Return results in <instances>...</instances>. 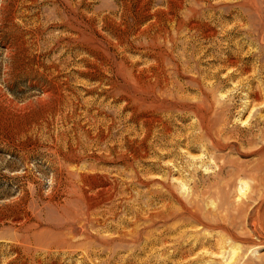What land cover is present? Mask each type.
Listing matches in <instances>:
<instances>
[{
  "label": "rangeland",
  "instance_id": "374dc122",
  "mask_svg": "<svg viewBox=\"0 0 264 264\" xmlns=\"http://www.w3.org/2000/svg\"><path fill=\"white\" fill-rule=\"evenodd\" d=\"M152 102L169 128L146 134ZM262 164L264 0H0V264H227L214 241L230 220L253 241L239 243L241 263L264 264L244 219L254 203L238 198L244 181L263 190ZM109 181L115 205L90 223L83 192L95 200ZM180 201L211 225L176 214ZM146 210L162 218L139 226L155 241L143 246L129 231ZM116 230L128 242L106 246Z\"/></svg>",
  "mask_w": 264,
  "mask_h": 264
},
{
  "label": "bare ground",
  "instance_id": "6f19581e",
  "mask_svg": "<svg viewBox=\"0 0 264 264\" xmlns=\"http://www.w3.org/2000/svg\"><path fill=\"white\" fill-rule=\"evenodd\" d=\"M192 25V24H191ZM184 28V27H183ZM150 86V85H149ZM148 86V87H149ZM152 86V85H151ZM147 87V88H148ZM153 87V86H152ZM149 88H151V87H149ZM154 88V87H153ZM146 90V89H145ZM149 90V89H148ZM153 90V89H152ZM152 90H151V92H152ZM149 92H150V90H149ZM147 94V93H146ZM152 95H153V93H151ZM154 94H155V91H154ZM144 96V95H143ZM148 96V94L146 95V97ZM157 97V96H156ZM145 99V98H144ZM156 99V98H155ZM137 102H138V100H137ZM147 102H149V101H147ZM146 102V103H147ZM159 102V101H158ZM158 102H156V104L158 105ZM149 103H151V102H149ZM171 103V102H170ZM173 103V102H172ZM129 104V103H128ZM141 104V103H140ZM152 104H153V108H154V110H155V112L153 113V114H145V116H144V119H143V123H144V125L146 126V134L149 132V131H151V129H153L156 125L160 128V129H168L169 128V125H168V118L166 117H163V116H161V115H159V111H157V107H154V102H152ZM155 104V105H156ZM162 104V103H161ZM160 104V105H161ZM138 105H139V103H138ZM166 104H164L163 106H165ZM143 107V106H142ZM162 107V106H161ZM167 107V106H166ZM147 108H148V106H147ZM150 108V107H149ZM152 108V109H153ZM159 108V107H158ZM163 108V107H162ZM141 110H142V108H140ZM143 109H144V107H143ZM145 109H146V107H145ZM144 109V110H145ZM161 109V108H160ZM160 109H158V110H160ZM168 109H169V107H168ZM148 110V109H147ZM164 110H165V108H164ZM167 110V109H166ZM150 111V110H149ZM162 112H163V110H161ZM165 112V111H164ZM133 116V115H132ZM202 116V115H201ZM130 118V117H129ZM136 118H137V116H136ZM141 121V120H140ZM100 122V121H99ZM138 122H139V120H138ZM142 123V124H143ZM168 125V126H167ZM139 127H141V126H139ZM158 128V129H159ZM140 129H142V128H140ZM155 129V128H154ZM144 130V129H143ZM145 131V130H144ZM143 131V132H144ZM165 131V130H164ZM142 133V132H141ZM155 133V132H154ZM144 134V133H143ZM151 134V133H150ZM140 135H142V134H140ZM150 136V135H149ZM151 136H152V134H151ZM210 137H213V136H211L210 135ZM216 138V137H215ZM214 138V139H215ZM157 139V138H156ZM220 140V139H219ZM212 141H214V140H212ZM217 141V140H216ZM143 142V141H142ZM215 142V141H214ZM218 142V141H217ZM217 142H215L214 143V145H216V147L217 146H219L220 145V143H221V141H219V143H217ZM79 145V144H78ZM145 145V144H144ZM213 145V144H212ZM223 145V144H222ZM139 147H140V145H139ZM215 147V148H216ZM73 148V147H72ZM127 148V147H126ZM219 148V147H218ZM220 148H222V147H220ZM141 149V148H140ZM138 150V149H137ZM114 151V150H113ZM157 151V150H156ZM121 152V151H120ZM130 152H131V150H130ZM135 152V151H134ZM155 152V151H154ZM117 153V152H116ZM122 153V152H121ZM144 153H145V150L144 149H141V151H140V154L141 155H144ZM151 153V152H150ZM119 154V153H118ZM125 154V153H124ZM123 154V155H124ZM128 154V153H127ZM138 154V153H137ZM115 156H117V154H115ZM132 156V155H131ZM126 157V156H125ZM148 157V156H147ZM113 158V157H112ZM123 158V157H122ZM126 158H128V156L126 157ZM130 158V157H129ZM154 158V157H153ZM117 161V160H116ZM133 161V160H132ZM147 164V163H146ZM151 164H152V162H151ZM150 164V165H151ZM156 164V163H155ZM154 164V165H155ZM128 165V164H127ZM130 166V165H129ZM236 166V165H235ZM133 167H135V166H133ZM156 167V166H155ZM223 167V166H222ZM221 166L219 167V171H222V168ZM264 167V164H262V165H260V167H259V169H264L263 168ZM129 168V167H128ZM157 168V167H156ZM154 171V170H153ZM260 171V170H259ZM136 173V172H135ZM139 173V172H138ZM137 173V174H138ZM259 173H261V172H259ZM122 174V173H121ZM145 174V173H144ZM132 175V174H131ZM261 175H262V173H261ZM87 176V175H86ZM135 176V175H134ZM138 176V175H137ZM254 176V175H253ZM81 177V176H80ZM144 177H145V175H144ZM89 178V177H88ZM88 178H86V179H88ZM134 178V180L135 181H137V182H142L141 180H140V177L138 178H136V177H133ZM146 178H148V177H146ZM154 178H156V177H154ZM153 179V178H152ZM91 180H92V178H91ZM94 180V179H93ZM147 180V179H146ZM145 180V181H146ZM160 180H162V179H160L159 178V182H160ZM131 181V180H130ZM196 181V180H195ZM259 184L260 185H263L264 184V174L261 176V178H259ZM85 182H87L86 180H85ZM151 182H153V181H151ZM79 183V182H78ZM92 183H93V181H92ZM143 183V182H142ZM145 183V182H144ZM168 183V182H167ZM71 184V183H70ZM87 184V183H86ZM85 184V185H86ZM138 184V183H137ZM163 184V183H162ZM72 185V184H71ZM75 185V184H74ZM126 185V184H125ZM144 185V184H143ZM160 185H161V182H160ZM164 185V184H163ZM168 185V184H167ZM93 186V185H92ZM169 186V185H168ZM167 186V187H168ZM180 187V191L181 190H183V192L184 191H186V189H185V184L183 183V182H181L180 183V185H179ZM228 186V185H227ZM81 187H83V185L81 186ZM97 187V186H96ZM162 187V186H161ZM194 187H195V185H194ZM221 187V186H220ZM262 188H263V186H261ZM75 188V187H74ZM87 188H89V187H87ZM100 188H101V186H100ZM169 188H171V189H167V191L169 192V194H174L173 196H175V194L176 193H173L172 192V188L173 187H169ZM227 188V187H226ZM262 188H260L259 187V189L261 190ZM69 189V188H68ZM81 189V188H80ZM84 189V188H83ZM161 189V188H160ZM165 189V188H164ZM222 189V188H221ZM85 190V189H84ZM156 190V189H155ZM162 190V189H161ZM226 190V189H225ZM254 190H255V188H254ZM166 191V190H165ZM166 191V192H167ZM175 191V190H174ZM205 191V190H204ZM208 191V190H207ZM247 191H249V184L246 182V181H244V182H241V185H240V187L238 188V193H239V196H238V198L240 197V198H246V200H247V198H249L248 200H250V202L249 203H247V205L249 206V205H251V203H254V205H253V207H254V209L252 208V210L248 213V212H246V213H248L247 215H246V213H245V215H246V217L244 218L245 219V224H247V226H250V230H251V232L253 231V233L257 236V238L259 239V243H261L260 241L261 240H264V211H262L261 210V208H260V204L264 201V188H263V190H261L260 192L259 191H255L256 192V194H251V192L249 191V192H247ZM71 192V191H70ZM162 192V195H167L164 191H161ZM187 192V191H186ZM223 192V191H222ZM227 192V191H226ZM258 192V193H257ZM85 193V194H84ZM93 193V192H92ZM96 193H99V195H96V197L98 196V198H96L95 200H92V197H91V195L89 194V192H87V190H86V192L84 191L83 192V194H84V198H85V201L87 202V207H88V209L87 208H85V210L84 209H82V207H80L82 210H84V211H86V209L88 210V212L85 214V212H84V214L86 215V216H88V217H83V218H87L88 220L87 221H90V223L92 222V223H94V222H98L100 219L99 218H91V216H94L95 214L94 213H96V211L94 212V207H96L97 208V205H99L100 203H105V202H108V204L110 203V204H112V206H114L115 204V201H116V195H117V187H116V185H115V183L114 182H106L105 183V185L100 189V190H96ZM95 193V194H96ZM201 193H203L202 191H201ZM205 193V192H204ZM79 193H77V194H75V195H78ZM183 194V193H182ZM94 195V194H93ZM123 195H124V193H123ZM83 196V195H82ZM82 196H80V197H82ZM119 196V195H118ZM170 196V195H169ZM226 196V195H225ZM77 197V196H76ZM79 197V196H78ZM79 197V198H80ZM121 196H119V198H120ZM155 197V196H154ZM163 197V196H162ZM176 197H177V195H176ZM195 197V196H194ZM70 198V197H69ZM95 198V197H94ZM124 198V197H123ZM179 198V197H178ZM201 199H202V196L200 197ZM165 199V198H164ZM192 199V198H191ZM68 200V199H67ZM77 200V199H76ZM176 200V199H175ZM179 200H182V199H179ZM188 200H190V198L188 199ZM246 200H244L245 202H246ZM78 202V201H77ZM151 202V201H150ZM188 202V201H187ZM199 202V201H198ZM76 203V202H75ZM179 203V202H178ZM197 203V202H196ZM196 203H193L194 205H196V206H198V203L196 204ZM77 204V203H76ZM82 204V203H81ZM85 204V203H84ZM106 204V203H105ZM104 204V205H105ZM192 204V205H193ZM210 204H213L212 202L210 203ZM224 204V203H223ZM264 204V203H263ZM86 205V204H85ZM101 205V204H100ZM99 205V206H100ZM103 205V204H102ZM107 205V204H106ZM117 205V204H116ZM121 205V204H120ZM128 205V204H127ZM146 205V204H145ZM78 206V205H77ZM124 206V205H123ZM129 206V205H128ZM154 206V205H153ZM61 207V206H60ZM86 207V206H85ZM101 207V206H100ZM108 207H109V205H108ZM152 207V206H151ZM156 207V206H155ZM173 208H174V206H172ZM171 207V208H172ZM203 207V206H202ZM79 208V209H80ZM110 208V207H109ZM146 208V207H145ZM153 208V207H152ZM176 208H177V206H176ZM245 208V207H244ZM100 209V208H99ZM117 209V208H116ZM129 209V208H128ZM155 209V208H154ZM199 209H200V207H199ZM237 211H236V215H238L237 213H240V212H242L244 209H243V206H242V204L241 205H239L238 204V206H237ZM96 210H98V208L96 209ZM139 210V209H138ZM181 210H183L184 212H186L188 215H187V217H189V220L191 219V221H195L196 223H202L203 225H207V226H210L211 224L209 223V221H207L209 218H202V216L199 214V212H198V208L197 207H194V208H190V206L188 205V206H186L185 205V203L183 204L181 201H180V208L176 211V214H177V212L179 213V211L181 212ZM226 210H227V208H226ZM250 210V209H249ZM125 211V210H124ZM141 211V210H140ZM174 211V210H173ZM230 210H228V212H229ZM74 212V211H73ZM83 212V211H82ZM106 212V211H105ZM117 212H119L118 211V209H117ZM131 212H132V210H131ZM158 212H159V210H158ZM163 212V211H162ZM161 212V213H162ZM171 212V211H170ZM201 212H203V210L201 211ZM227 212V211H226ZM164 213H166V211H164ZM168 213V212H167ZM230 213H231V211H230ZM229 213V214H230ZM233 213V212H232ZM231 213V214H232ZM75 214V213H74ZM88 214V215H87ZM100 214V213H99ZM175 214V213H174ZM225 214V213H224ZM83 215V214H82ZM84 215V216H85ZM137 215V219L139 220L140 218H142V222L141 223H138V226H137V228H135V229H133V230H131V231H129L130 232V234L129 233H126L125 231H123V230H116L115 231V233H117L116 235H114V236H108L107 238H105V239H100L103 243H106L107 245L106 246H108V245H111V244H113L114 242H116V241H120V242H125V241H127L128 242V240L129 239H127V234H129V238L131 239V241H132V243H142L143 244V246H145V244H147L148 242H150L149 241V239H151V238H149L148 236L149 235H147L148 233H149V231H151V230H149V231H143L142 233L140 232L141 230H140V228H139V226H144V228L146 227H149L150 228V225H152L153 223H155V221H156V218H162L161 217V215H160V213H157V212H155V211H152V210H146L145 212H142L141 214L140 213H137L136 214ZM140 215H144V218L142 217V216H140ZM183 215V214H182ZM186 215V214H185ZM202 215H203V213H202ZM227 216H229L228 214H226ZM242 215V214H241ZM56 216V215H55ZM60 216H62V215H60ZM77 216H78V214H77ZM80 216H81V214H80ZM98 216V215H97ZM179 216V218L181 217L180 215H178ZM208 216V215H207ZM215 216V215H214ZM111 217V216H110ZM170 217H173V216H170ZM175 217V216H174ZM173 217V218H174ZM186 217V218H187ZM219 217H220V215H219ZM223 217H226V216H223ZM230 217H231V215H230ZM75 218V217H74ZM78 218H79V216H78ZM117 218V217H116ZM126 218V217H125ZM186 218H183V219H186ZM227 218L228 217H226V218H222V220L223 221H227ZM235 218H236V216H235ZM124 219V218H123ZM188 219V218H187ZM186 219V220H187ZM214 219V218H213ZM220 219V218H219ZM231 219H233L232 217H231ZM59 220V219H58ZM106 220V219H105ZM133 220V219H132ZM137 220V221H138ZM159 220V219H158ZM157 220V221H158ZM167 221H168V219H166ZM176 220H178V219H176ZM189 220H187V221H189ZM236 220V219H235ZM237 220H238V218H237ZM117 221V220H116ZM160 221V220H159ZM172 221H174L175 222V220H173L172 219ZM215 221H217V220H215ZM219 221V220H218ZM218 221H217V223H218ZM229 221V220H228ZM239 221V220H238ZM85 222H86V219H85ZM105 222V221H104ZM133 222V221H132ZM139 222H140V220H139ZM163 222V221H162ZM179 222V221H178ZM183 222V221H182ZM222 222V221H221ZM81 223V222H80ZM83 223H84V221H83ZM106 223V222H105ZM112 223V222H111ZM131 223V222H130ZM137 223V222H136ZM173 223V222H172ZM176 223V222H175ZM185 223V222H184ZM189 223V222H188ZM194 223V222H193ZM87 224H88V222H87ZM95 224V223H94ZM108 224H109V222H108ZM114 224H115V221H114ZM135 224V223H134ZM156 224V223H155ZM164 224V223H163ZM170 224V226H171V223H169ZM178 224V223H177ZM182 224V223H181ZM213 224H215V222L213 223ZM212 224V225H213ZM226 224H229V226L228 225H226ZM221 223V224H219L218 223V226L221 228V229H223V231H224V233L225 234H222L223 236H220L219 238H218V240H216V241H214V247H215V249L216 250H218L219 251V254L222 256V258L224 259V257H225V254L226 253H228L229 254V261H228V263L227 264H242L241 263V258H240V254L242 253V252H240V250H241V248H242V246L239 244V243H250V242H253L252 241V239H251V237H250V232L249 231H247V232H242V233H240V234H238V232L236 233L234 230H232V228H233V226H235L234 224H236V223H233L232 222V220H230V223ZM86 225V224H85ZM84 225V226H85ZM102 225V224H101ZM159 225V224H158ZM164 225H166V224H164ZM173 225H174V223H173ZM173 225H172V227H173ZM176 225V224H175ZM175 225H174V227H175ZM190 225V224H189ZM83 226V227H84ZM89 226V225H88ZM91 227L93 226V225H90ZM97 227H98V225H96ZM103 226H104V224H103ZM153 226V225H152ZM160 226V225H159ZM183 226V225H182ZM102 227V226H101ZM156 227H158V226H156ZM167 227H168V225H167ZM171 227V228H172ZM178 227V226H177ZM204 227V226H203ZM93 228V227H92ZM91 228V229H92ZM153 228H155L154 226H153ZM163 228V227H162ZM168 228H170V227H168ZM237 228V227H236ZM93 229H95V228H93ZM126 229V228H125ZM132 229V228H131ZM143 229V228H142ZM174 229V228H173ZM234 229V228H233ZM238 229V228H237ZM89 230H90V228H89ZM85 231V230H84ZM87 231V230H86ZM94 231V230H93ZM102 231V230H101ZM168 231V230H167ZM166 231V232H167ZM171 231H173L172 229H171ZM176 231V230H175ZM180 231V230H179ZM153 232V231H152ZM151 232V233H152ZM155 232H157V231H155ZM164 232V231H163ZM163 232L160 234V237L163 235ZM182 232V231H181ZM89 233V232H88ZM94 233V232H93ZM92 233V234H93ZM176 233V232H175ZM84 234H85V232H84ZM91 234V233H90ZM96 234V233H95ZM156 234V233H155ZM157 234H159L158 232H157ZM156 234V235H157ZM167 234V233H166ZM179 234V233H178ZM186 234V233H185ZM141 235H142V237H143V235H147V236H145V239H144V241H140V240H142V239H140V238H142L141 237ZM152 235V234H151ZM150 235V237H153V236H151ZM171 235V234H170ZM83 236H85V235H83ZM82 236V237H83ZM87 236V235H86ZM89 236H91V235H89ZM93 237H94V235H92ZM100 236V235H99ZM174 236V235H173ZM176 236H178V235H176ZM176 236H174V237H176ZM186 236V235H185ZM217 236V235H216ZM101 237V236H100ZM104 237V236H103ZM157 237V236H156ZM174 237H173V239H174ZM88 238V237H87ZM149 238V239H148ZM165 238V237H164ZM183 238H184V236H183ZM228 238H229V240H230V243L227 245V250L225 251L224 250V247H225V245H224V242H226L225 244H227V241H228ZM81 239V238H80ZM95 239V238H94ZM161 239V238H160ZM182 238L180 237V236H178L177 237V239H174V242H175V244L174 245H178V244H181L182 242H184L183 241V239L181 240ZM216 239V238H215ZM83 240H84V238H83ZM88 239H86V241H87ZM99 240V239H98ZM154 240V239H153ZM169 240V239H168ZM186 240V239H185ZM81 241V240H80ZM159 241H161V240H159ZM187 241V240H186ZM224 241V242H223ZM83 242H85V241H83ZM151 242H155V241H151ZM150 242V243H151ZM157 242H158V240H157ZM86 243H88V241L87 242H85V244ZM131 243V242H130ZM129 243V244H130ZM161 243H163L162 241H161ZM166 243V242H165ZM89 244V243H88ZM101 244V243H100ZM82 245V244H81ZM81 245H78V247L79 246H81ZM87 245V244H86ZM86 245L84 246L85 247V250H86ZM93 245V244H92ZM120 245H124V244H120ZM134 245V244H133ZM132 245V246H133ZM160 245V244H159ZM163 245V244H162ZM166 245V244H165ZM169 245H172L171 243L169 244ZM83 246V245H82ZM90 246H91V244H90ZM96 246V245H95ZM100 246V245H99ZM101 246H103V244L101 245ZM105 246V245H104ZM136 246H138V245H136ZM136 246H134V248L136 247ZM173 246V245H172ZM179 246V245H178ZM88 247V246H87ZM129 247V246H128ZM139 247V246H138ZM185 247V246H184ZM96 248V247H95ZM111 248H113V247H110V248H106L105 250H100V249H95V251H92L94 254H97L98 256H99V254L102 252V251H104V252H109V251H111L112 249ZM118 248V247H117ZM120 248H121V246H120ZM175 248V247H174ZM82 249H84V248H82ZM90 249V248H89ZM93 249V248H92ZM127 249V248H126ZM130 249H131V247H130ZM152 249V248H151ZM128 251H129V249H127ZM142 250V249H141ZM147 250V249H146ZM175 250H177V249H175ZM185 250V249H184ZM91 251V250H90ZM116 251V250H115ZM132 251V250H131ZM134 251V250H133ZM152 251H154V250H152ZM157 251V250H156ZM163 251V250H162ZM170 251V250H169ZM207 251V250H206ZM89 252V251H88ZM106 252V253H107ZM120 252V251H119ZM125 252V251H124ZM138 252V251H137ZM174 252V251H173ZM180 252V251H179ZM205 252V251H204ZM84 253V252H83ZM93 253H92V255H93ZM143 253V252H142ZM145 253V252H144ZM158 253V252H157ZM171 253V252H170ZM187 253V252H186ZM211 253V252H210ZM89 254V253H88ZM108 254V253H107ZM138 254H139V252H138ZM146 254V253H145ZM156 254V253H155ZM159 254V253H158ZM161 254H163V252H161ZM91 255V254H90ZM104 255V254H103ZM184 255V254H183ZM106 256V255H105ZM134 256V255H133ZM144 256V255H143ZM161 256V255H160ZM159 256V257H160ZM111 257V256H110ZM116 257V256H115ZM122 257V256H121ZM137 257H138V255H137ZM165 257V256H164ZM100 258V257H99ZM106 258V257H105ZM114 258V257H113ZM124 258V257H123ZM126 258V257H125ZM130 258V257H129ZM145 258V257H144ZM144 258H142V259H144ZM149 258V257H148ZM162 258V257H161ZM166 258V257H165ZM240 258V259H239ZM103 259V258H102ZM122 259V258H121ZM153 259V258H152ZM160 259V258H159ZM164 259V258H163ZM171 259V258H170ZM112 260V259H111ZM162 260V259H161ZM165 260V259H164ZM168 260V259H167ZM100 261V260H99ZM144 261H145V259H144ZM170 261V260H169ZM101 262V261H100ZM106 262H107V260H106ZM128 262V261H127ZM143 262V261H142ZM157 262V261H156ZM164 263V262H163ZM215 263V262H214ZM138 264V263H137ZM219 264H222V263H219Z\"/></svg>",
  "mask_w": 264,
  "mask_h": 264
}]
</instances>
